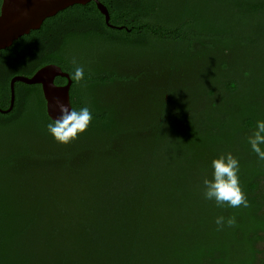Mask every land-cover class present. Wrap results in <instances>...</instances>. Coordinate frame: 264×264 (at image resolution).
<instances>
[{"label":"trees","instance_id":"16d2710c","mask_svg":"<svg viewBox=\"0 0 264 264\" xmlns=\"http://www.w3.org/2000/svg\"><path fill=\"white\" fill-rule=\"evenodd\" d=\"M100 2L112 25L131 31L108 27L94 2L70 7L0 52V69L10 73L0 93L9 97L16 73L33 76L56 64L71 75L82 66L85 78L73 79L71 104L89 107L93 121L74 142L97 139L115 152L112 142L125 136L131 152L114 170L91 176L99 182L86 189L91 197L64 202L69 194L50 197L48 188L29 187L22 163L41 169L35 180L47 184L56 175L79 184L84 169L78 152L60 161L11 141L30 129L51 136L41 86L20 84L17 106L0 114V264H264V161L247 143L257 119H264V0ZM205 56L207 106L163 102L156 125L133 126L101 98L127 85L132 69L158 71L165 62L170 67ZM229 152L240 161L247 208L218 207L203 197L211 161ZM218 216L235 217V226L218 228Z\"/></svg>","mask_w":264,"mask_h":264},{"label":"rangeland","instance_id":"374dc122","mask_svg":"<svg viewBox=\"0 0 264 264\" xmlns=\"http://www.w3.org/2000/svg\"><path fill=\"white\" fill-rule=\"evenodd\" d=\"M206 56L203 60H189L186 64L176 62L170 67L165 62L164 67H160L158 71L151 66L150 71L146 68L148 71L142 74L139 79V75L135 76L132 69L129 74L133 75L134 79H138L137 81L129 80L125 86L118 85L108 91H103L101 98L113 103V106H118V119L122 120L125 116L130 117L133 126L142 120L151 124L155 122L156 125L158 123L159 105L163 106V102H177L179 106H207L209 95H205V88L209 82L210 62ZM173 65L175 66L173 67ZM126 69L124 67L120 70ZM32 130H28L27 133L20 131L12 134L11 141L14 144L21 141L28 142L35 152L45 154V156L49 155L52 158L56 157L55 159L60 161L59 156H71L77 152L79 156L81 155L82 162L79 161V165L84 170L80 174L79 180L75 178L79 184L76 182L71 184L72 181L68 184L62 182L60 175L50 179L49 184L44 181H36L37 176L33 172L41 171V169H33L32 162L21 164L20 176L29 181V187L48 188V192L51 190L52 193L50 197L62 198L69 194V196L61 199L64 202L81 200L77 197H91L85 192L86 189L99 183L91 176L96 177L98 174L114 170L113 164L128 158L133 146V144L130 145L131 140L123 136L112 142L111 149L115 152L109 150L108 152L105 151L101 140L91 139L81 143L73 141L65 145L56 142L52 136ZM142 148L146 150L147 144L142 143ZM114 180L116 183H113V189L119 185L118 178ZM78 187H80V192L74 190ZM29 195L33 196L31 193Z\"/></svg>","mask_w":264,"mask_h":264},{"label":"clouds","instance_id":"9594fccd","mask_svg":"<svg viewBox=\"0 0 264 264\" xmlns=\"http://www.w3.org/2000/svg\"><path fill=\"white\" fill-rule=\"evenodd\" d=\"M73 63L75 64V61ZM71 76L77 83L81 82L85 78L84 68L76 66ZM53 106L58 111V116L47 124V131L56 142L70 144L89 129L93 121V113L89 107L76 110L59 99H55ZM247 143L257 158L264 161V119H257L255 128L247 137ZM210 166L211 177L205 176L202 181L204 199L214 201L218 207L227 205L230 208H247L249 206L247 194L240 182L239 159L229 152L214 158ZM215 223L218 228L225 225L233 227L236 218L218 216Z\"/></svg>","mask_w":264,"mask_h":264},{"label":"water","instance_id":"95a60500","mask_svg":"<svg viewBox=\"0 0 264 264\" xmlns=\"http://www.w3.org/2000/svg\"><path fill=\"white\" fill-rule=\"evenodd\" d=\"M94 2L101 14L105 17L106 24H110V14L107 7L100 0H3L0 13V51L6 50L21 37L29 35L32 31L39 30L43 23L58 13L75 5H87ZM56 77L68 79V84L63 87L55 85ZM22 82L27 85H42L47 101V114L51 120L58 116L54 108L55 99L68 104L70 101V88L72 81L67 73L56 65H49L39 70L32 78L17 77L12 80V101L9 110L2 113H10L15 103V83Z\"/></svg>","mask_w":264,"mask_h":264},{"label":"flooded vegetation","instance_id":"af4514ba","mask_svg":"<svg viewBox=\"0 0 264 264\" xmlns=\"http://www.w3.org/2000/svg\"><path fill=\"white\" fill-rule=\"evenodd\" d=\"M65 11V10H64ZM109 11V10H108ZM63 12V11H62ZM61 13V12H60ZM59 14V13H58ZM57 14V15H58ZM110 14V13H109ZM56 15V16H57ZM55 17V16H54ZM53 18V17H52ZM106 22V21H105ZM44 24V23H43ZM110 24H111V16H110ZM112 25V24H111ZM43 26V25H42ZM41 26V27H42ZM108 26V25H107ZM114 28H112V27H110V28H112V29H116V30H127V31H131V30H129L128 28H126V27H124V26H114V25H112ZM109 27V26H108ZM41 29V28H40ZM37 31V30H36ZM33 32V31H32ZM31 34V33H30ZM29 34V35H30ZM26 36H28V35H26ZM24 37V36H23ZM22 38V37H21ZM20 38V39H21ZM19 39V40H20ZM18 41V40H17ZM13 46V45H12ZM11 48V47H10ZM9 49V48H8ZM7 50V49H6ZM3 51H5V50H3ZM1 52V51H0ZM49 65H56V64H49ZM49 65H47V66H49ZM56 66H58V65H56ZM44 67H46V66H44ZM43 67V68H44ZM58 67H60V66H58ZM61 68V67H60ZM42 69V68H41ZM40 69V70H41ZM62 69V68H61ZM39 71V70H38ZM37 71V72H38ZM62 71L64 72V73H67L69 76H70V79H71V81H72V84H71V88H70V101H71V89H72V87H73V79H72V77H71V75L68 73V72H65L63 69H62ZM36 72V73H37ZM35 73V74H36ZM145 73V72H144ZM143 73V71H141V70H138V71H135V76H138V79L140 78V75H142V74H144ZM10 74V73H9ZM8 74V71L6 70V66H2V68L0 69V81H3L5 78H6V76H8L9 75ZM34 74V75H35ZM33 75V76H34ZM33 76H27V75H25V74H21V73H16V74H13L12 76H10V80H9V87H10V95H9V97H7V98H5V99H3L2 97V95H1V93H0V109L2 110V111H7V110H9V108H10V106H11V99H12V94H11V83H12V80L14 79V78H17V77H24V78H32ZM130 78H132V80L133 81H137L138 79H134V76L133 75H131V74H129L128 75ZM61 80L62 81H64L65 83H63V84H61ZM68 79H66V78H63V77H56V79H55V85L56 86H58V87H63V86H66L67 84H68ZM20 84H24V83H22V82H16L15 83V103H14V108H15V106H17V102H18V98H17V88H19V86H20ZM24 85H27V84H24ZM28 86H33V85H28ZM41 86V88H42V92H43V96H44V91H43V87H42V85H40ZM44 99H45V96H44ZM45 101H46V99H45ZM72 105V104H71ZM3 106H4V108H3ZM46 106H47V101H46ZM14 108H13V110H14ZM13 110L10 112V113H7V114H5V113H2V112H0V114H2V115H8V114H11L12 112H13Z\"/></svg>","mask_w":264,"mask_h":264}]
</instances>
